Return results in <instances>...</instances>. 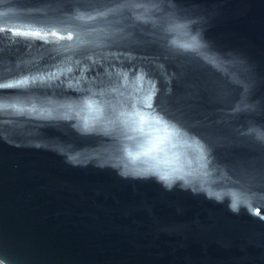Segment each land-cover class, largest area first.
Listing matches in <instances>:
<instances>
[{
  "label": "water",
  "instance_id": "obj_1",
  "mask_svg": "<svg viewBox=\"0 0 264 264\" xmlns=\"http://www.w3.org/2000/svg\"><path fill=\"white\" fill-rule=\"evenodd\" d=\"M0 30V80L55 74L0 93L37 109H0V264H264V0H0ZM150 84L184 134L156 159L84 127Z\"/></svg>",
  "mask_w": 264,
  "mask_h": 264
},
{
  "label": "snow or ice",
  "instance_id": "obj_2",
  "mask_svg": "<svg viewBox=\"0 0 264 264\" xmlns=\"http://www.w3.org/2000/svg\"><path fill=\"white\" fill-rule=\"evenodd\" d=\"M13 34L24 37L44 38L40 31H17ZM50 35L57 37L58 34L55 31H52ZM65 38L72 40L73 36L71 32H69L66 37H59V39ZM187 46L188 45H185V47ZM53 75L55 74H49L47 76L22 75L19 78H13L10 82H3V80H0V93L4 92V90H16L12 95L25 96V94L29 92L28 89L31 85H34L37 82L42 83L46 79H51ZM137 83L140 84V88L143 90L142 77L137 78ZM89 92L90 95L85 97L81 104L78 105L79 113H83L84 127L87 129L95 127L96 125H103L107 119L111 118L113 122L131 128L133 131L139 133L144 139V143L141 145L142 150L137 154L138 156L156 159L161 153L166 151L168 144L172 143L174 140L181 139L184 135L177 126L164 120L163 117H158L154 112L148 111L154 107V85L150 84L149 89L144 90V95L141 99L129 104L130 110L117 111V109L105 103L103 93L99 94L100 98L98 99L97 93L91 92V89H89ZM137 103H139L142 108H137ZM3 108H7L19 114L37 113V109L34 105L30 108L25 107L23 101L19 99H13L8 104H4L2 100H0V109ZM39 115L51 118L53 113L52 111H41L39 112ZM153 130H162L164 134L163 136L158 134L153 135ZM195 143L196 146L200 147L201 151H203L202 146H200L198 142ZM129 155L131 156L132 153H129Z\"/></svg>",
  "mask_w": 264,
  "mask_h": 264
}]
</instances>
